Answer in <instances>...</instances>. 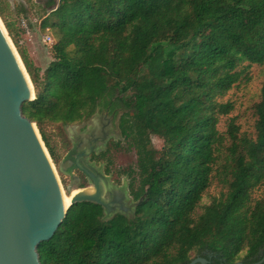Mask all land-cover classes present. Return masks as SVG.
Wrapping results in <instances>:
<instances>
[{
  "label": "trees",
  "instance_id": "16d2710c",
  "mask_svg": "<svg viewBox=\"0 0 264 264\" xmlns=\"http://www.w3.org/2000/svg\"><path fill=\"white\" fill-rule=\"evenodd\" d=\"M49 6L40 29L53 35L52 61L41 70L18 48L8 3L0 0V19L35 94L21 114L54 159L43 125L85 122L102 101L117 109L122 141L136 155L135 168L125 172L128 192L139 203L132 218L117 213L108 220L97 204L71 205L53 236L37 244L39 263L261 261L264 194L255 200L252 194L264 186V80L253 106L254 138L240 133L234 118L224 133L217 125L233 109L219 98L250 66L264 65V0H59ZM152 136L162 140L159 150L150 145ZM213 177L222 191L201 206Z\"/></svg>",
  "mask_w": 264,
  "mask_h": 264
},
{
  "label": "water",
  "instance_id": "95a60500",
  "mask_svg": "<svg viewBox=\"0 0 264 264\" xmlns=\"http://www.w3.org/2000/svg\"><path fill=\"white\" fill-rule=\"evenodd\" d=\"M24 72L27 74L0 29V264H40L37 244L53 236L67 209L75 203L101 206L103 220L117 213L132 218L139 203L131 198L126 204L128 185L112 186L101 167L95 168L92 162L84 161L92 153H99L100 147L95 143L106 142L104 134L87 141L89 146L73 159V169L88 183L79 189L92 186L93 193L79 192L63 207L62 191L46 149L32 128L34 123L20 111L23 102L35 97L33 85L29 87ZM263 259L264 253L257 264ZM188 264H206V260L197 257Z\"/></svg>",
  "mask_w": 264,
  "mask_h": 264
},
{
  "label": "rangeland",
  "instance_id": "374dc122",
  "mask_svg": "<svg viewBox=\"0 0 264 264\" xmlns=\"http://www.w3.org/2000/svg\"><path fill=\"white\" fill-rule=\"evenodd\" d=\"M8 10L6 15L10 22L14 23L13 35L17 41L18 48L23 50L29 60L33 63V58L41 70H45L48 64L52 61V46L54 38L50 30L42 31L40 24L45 15H47L52 6H49L50 1L57 3L59 0H6ZM23 10V11H21ZM23 17L27 28H21L19 19ZM1 21V19H0ZM2 23V21H1ZM3 25V24H2ZM4 26V25H3ZM7 32V31H6ZM7 36L9 37L8 33ZM45 36L51 38V43H44ZM11 40V38L9 37ZM47 41V40H46ZM11 43L15 48L12 40ZM15 51L20 58L17 49ZM30 79V78H29ZM264 80V65H252L246 72V77H243L236 83L222 98L221 102H229L233 105L231 113L225 117H220L217 125V130L220 133L226 131L228 120L234 118L236 125L240 128V133L247 134L254 138V111L253 106L260 100L261 84ZM32 84V83H31ZM101 107V109H100ZM96 112L87 121L62 127L59 124L43 125V132L49 145L52 148L54 159L51 158L47 149L46 153L52 164V169L56 175L60 185L62 195L68 196L73 189H79L88 186L84 176L77 170L73 169V159L75 155L87 148L89 137H100L101 127L106 134V142L97 143L100 147L99 153L107 150L104 157L95 154L96 158L86 157L84 161L92 162L95 168H102L105 176L109 178L112 186L119 188L128 185V179L125 172L129 168H135L136 155L133 150H128L126 144L122 141L120 132L117 127L118 113L108 112L106 108L100 106ZM35 125V124H34ZM40 141L41 136L36 126H34ZM84 141V142H83ZM121 143L114 147V143ZM43 146L44 143L42 142ZM162 140L152 136L150 145L159 150L162 147ZM45 147V146H44ZM82 164V162H80ZM108 169L106 173L104 170ZM69 173V174H67ZM70 191V192H69ZM222 191L214 177L211 179V185L203 194L201 206L207 204L212 197H217ZM264 194V186L254 190L252 199H259ZM108 197V193H106ZM131 197L128 195L126 204H129ZM201 209L197 208L196 214L199 215ZM131 217V214H127Z\"/></svg>",
  "mask_w": 264,
  "mask_h": 264
},
{
  "label": "bare ground",
  "instance_id": "6f19581e",
  "mask_svg": "<svg viewBox=\"0 0 264 264\" xmlns=\"http://www.w3.org/2000/svg\"><path fill=\"white\" fill-rule=\"evenodd\" d=\"M3 23H1V21H0V29L2 30V32L4 33V35L6 36V38L8 39V43H9V45H10V47H11V49H12V51L14 52V54L16 55V58L18 59V62H19V64H20V67H21V69H22V71H23V65H22V63H21V61H20V59H19V57H18V55H17V53H16V51H15V48L13 47V45H12V43H11V40L9 39V37L7 36V32H6V30H5V28H4V26L2 25ZM24 74H25V72H24ZM25 77H26V80H27V82H28V85H29V87L31 88V82H30V80L28 79V77H27V74H25ZM32 128L34 129V132H36V129H35V127H34V125H32ZM36 136H38V134H37V132H36ZM39 138V137H38ZM84 142V141H83ZM85 192V193H88V194H92L93 193V191H94V189H93V187L92 186H89V187H87V188H85V189H73L71 192H70V194L68 195V196H65V195H62V203H63V207H67L68 205H69V202H70V200H71V198L75 195V194H77V193H79V192ZM119 194H117V196H118Z\"/></svg>",
  "mask_w": 264,
  "mask_h": 264
},
{
  "label": "flooded vegetation",
  "instance_id": "af4514ba",
  "mask_svg": "<svg viewBox=\"0 0 264 264\" xmlns=\"http://www.w3.org/2000/svg\"><path fill=\"white\" fill-rule=\"evenodd\" d=\"M100 106H103L104 108H106V110H107L108 112L110 111L111 113H114V114L119 112L117 109H115V108H111L110 105L105 106L103 101L100 103V105H98V106L96 107L95 112H96V110H97ZM100 109H101V107H100ZM101 110H102V109H101ZM120 114H121V113L119 112V115H118V121H119ZM117 127H118V122H117ZM100 130H101V136H100V137H93V136H90V137H89L90 140H88V142H90L91 139L101 138V137L105 134V132L103 131L102 127H101ZM118 130H119V129H118ZM105 135H106V134H105ZM97 143H99V142H96L95 145H96ZM88 146H89V145H87V147H88ZM93 155H95V154L92 153V154L90 155V157H89L90 160H91V158H92ZM77 171H78V170H77ZM78 172H79V171H78ZM79 173H80V172H79ZM80 174H81V173H80ZM81 175H82V174H81ZM82 176H83V175H82Z\"/></svg>",
  "mask_w": 264,
  "mask_h": 264
},
{
  "label": "built area",
  "instance_id": "2783aa9c",
  "mask_svg": "<svg viewBox=\"0 0 264 264\" xmlns=\"http://www.w3.org/2000/svg\"><path fill=\"white\" fill-rule=\"evenodd\" d=\"M19 25H20V27L21 28H27V25H26V23H25V19L23 18V17H21L20 19H19ZM48 30V29H47ZM47 40V41H46ZM43 42L44 43H51V38L49 37V36H45V38L43 39Z\"/></svg>",
  "mask_w": 264,
  "mask_h": 264
},
{
  "label": "crops",
  "instance_id": "0c3cea01",
  "mask_svg": "<svg viewBox=\"0 0 264 264\" xmlns=\"http://www.w3.org/2000/svg\"><path fill=\"white\" fill-rule=\"evenodd\" d=\"M33 65L36 66V67H38L37 64H36V62H35V60H34V58H33Z\"/></svg>",
  "mask_w": 264,
  "mask_h": 264
}]
</instances>
